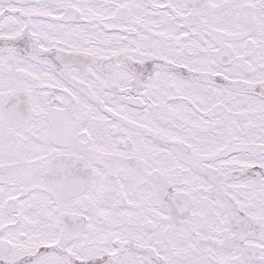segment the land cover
<instances>
[{
    "label": "snow or ice",
    "instance_id": "1",
    "mask_svg": "<svg viewBox=\"0 0 264 264\" xmlns=\"http://www.w3.org/2000/svg\"><path fill=\"white\" fill-rule=\"evenodd\" d=\"M0 264H264V0H0Z\"/></svg>",
    "mask_w": 264,
    "mask_h": 264
}]
</instances>
